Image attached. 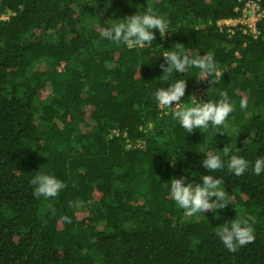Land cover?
Returning <instances> with one entry per match:
<instances>
[{
	"label": "trees",
	"instance_id": "16d2710c",
	"mask_svg": "<svg viewBox=\"0 0 264 264\" xmlns=\"http://www.w3.org/2000/svg\"><path fill=\"white\" fill-rule=\"evenodd\" d=\"M248 1L0 0V264H264V173H210L201 163L226 146L251 164L264 157V16L256 33L220 25L240 19ZM149 8L170 21L164 38L153 30L144 48L102 38ZM169 50L212 54L218 83L207 78L196 99L228 93L227 134H189L158 107L159 88L185 80L181 103H190L202 86L195 67L163 78ZM37 174L67 187L34 197ZM204 175L223 181L232 205L186 217L170 181ZM247 216L255 241L229 252L216 233Z\"/></svg>",
	"mask_w": 264,
	"mask_h": 264
},
{
	"label": "clouds",
	"instance_id": "9594fccd",
	"mask_svg": "<svg viewBox=\"0 0 264 264\" xmlns=\"http://www.w3.org/2000/svg\"><path fill=\"white\" fill-rule=\"evenodd\" d=\"M110 6L111 0L107 4V7ZM119 21V23H114L112 26L105 28L101 32L102 38L118 44L123 43L128 47L144 48L151 46L152 42L156 40L153 30H158L161 38L169 33L170 21L165 17L157 16L150 8L143 15L138 13ZM163 57L166 61V64L160 65L161 70L165 73L163 78L171 74L173 70L184 74L191 67H195L199 69L200 73L198 80L211 77V84L217 85L218 83L216 77L220 73L211 53L190 57L187 54H181L177 50H169L164 52ZM169 85L167 88H159L155 92L154 98L158 107L171 110L173 119L178 120L179 124L189 134L196 130L204 132L220 127L224 129V132L218 131L216 133L227 134L228 119L230 114L235 111V107L230 102L226 91L219 92L221 99L218 102H200L193 96L195 99H190V103H181L186 94L187 81L178 80ZM214 88H210L209 94ZM174 103L175 107H173ZM247 106V100L242 99L240 108L246 109ZM220 152L223 157L219 154H209L201 162L203 167L210 173H216L225 168H227L229 174H234L237 177L244 175L249 169L257 176L264 173V157L257 158L254 164H251L240 155H230L231 149L229 146H226ZM225 157L227 159H224ZM201 179L202 183L186 184L187 176L179 179L173 178L170 181V196L177 206L184 210L186 217H192L200 213L204 214L209 211L218 212L232 205V197L221 187L223 183L221 179L216 178L214 175H204ZM30 184L34 187V197H44L46 199L57 197L67 187L65 183L56 177L47 174H37L30 181ZM72 206L75 207L76 202H72ZM50 210L53 214L55 213V209ZM60 219L63 222L71 223L68 216H62ZM255 221V216L236 218L231 220L230 223H224L216 234L225 248L234 253L241 247L254 243L253 224Z\"/></svg>",
	"mask_w": 264,
	"mask_h": 264
},
{
	"label": "built area",
	"instance_id": "2783aa9c",
	"mask_svg": "<svg viewBox=\"0 0 264 264\" xmlns=\"http://www.w3.org/2000/svg\"><path fill=\"white\" fill-rule=\"evenodd\" d=\"M263 16H264V10L260 8V6L258 5V2L256 0H249L246 3V6L243 10V16L240 19L223 20L220 22V25L227 27L228 32L231 34L234 33L233 28H235L239 24L246 26L247 29L251 31V33H256L257 32L256 22L260 20ZM246 32L247 30H245V33ZM205 81L206 79L201 80L202 86H200L195 92L197 99H201L203 93L205 92V88H204V84L206 83ZM173 107H175V103L173 104ZM139 147H141L140 144H139Z\"/></svg>",
	"mask_w": 264,
	"mask_h": 264
}]
</instances>
